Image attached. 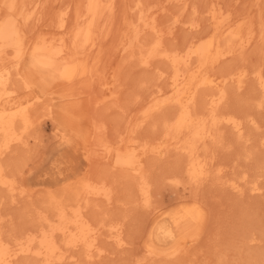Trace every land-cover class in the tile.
Masks as SVG:
<instances>
[{"label": "rangeland", "instance_id": "1", "mask_svg": "<svg viewBox=\"0 0 264 264\" xmlns=\"http://www.w3.org/2000/svg\"><path fill=\"white\" fill-rule=\"evenodd\" d=\"M26 1L27 6L38 3L35 16L26 23L25 32L31 40L46 34L62 37L60 13L70 7L73 24L76 12H82L86 2ZM137 1L102 0L94 37L97 45L83 54L101 75L92 82L81 80L77 90L75 85L62 83L48 93L53 111L39 105L26 143L15 145L4 156L3 178L16 188L13 192L0 184L4 236L17 248L27 232H37L44 215L53 216L55 198L73 208L81 205L98 235V243L91 249L94 258H88L84 246L66 245L65 255L75 258L65 264H264V90L257 80L258 71L264 74V0H140L151 7L170 49H182L189 39L204 40L212 35L216 23L211 9L217 4L230 16L231 24H242L245 34L252 26L256 34L247 49L240 50L237 44L239 49L228 57L215 54L210 60L211 74L234 77L226 84L228 96L218 108L219 115L233 113L244 123L242 133L229 123H220L215 137L199 144L198 153L208 171L199 180L189 176L187 150L165 144V122L174 117L178 107L173 103L160 109L156 106L165 96L160 94L170 91L169 79L160 74H169L171 68L161 57L146 67L139 52L155 37L154 32L145 30L139 47L125 49L134 33L130 24L139 17V11L133 9ZM191 22L199 26L192 28ZM216 40L222 49L224 36L218 33ZM209 89L199 92L198 112H208L207 95L215 91ZM74 91L78 93L73 95ZM112 92L116 97H111ZM19 93L24 96L26 92L20 88ZM62 108L68 117L59 113ZM147 110L151 111L148 117ZM146 141L160 145L163 151L146 154ZM104 144L132 156L133 166L118 167L104 158ZM141 170L150 183L149 206L140 201ZM91 177L112 184L111 201L86 194L75 198L80 183ZM183 211H190L195 218L190 233L180 238L175 218ZM119 227L123 228L124 245L114 239ZM32 258L21 256L18 263H39Z\"/></svg>", "mask_w": 264, "mask_h": 264}, {"label": "bare ground", "instance_id": "2", "mask_svg": "<svg viewBox=\"0 0 264 264\" xmlns=\"http://www.w3.org/2000/svg\"><path fill=\"white\" fill-rule=\"evenodd\" d=\"M141 1L138 0L133 6V9L139 11V17L137 22L130 24L134 33L133 37L125 44V49L134 51L135 48L139 47L137 44L145 30L154 32L155 37L147 44L140 46L139 52L141 63L145 66H150L154 58L161 57L169 63L171 68L168 70L170 71L169 74L165 75L166 72L163 73L162 71L160 74L161 77L167 76L166 78L169 79L170 91L163 93L162 90H159L157 93L162 92L160 95L164 94L165 96L159 106L154 105L159 109L171 103L178 107L171 120H164L166 121L165 144L187 150L186 152L190 156L189 176L191 180H199L208 172L207 163L198 153L199 144L208 138L213 139L220 123H229L241 133L244 123L243 120L232 116L233 113L224 117L219 115L218 108L228 96L226 84L234 77L230 75L219 77L211 74L209 71L210 60L215 54L220 57H228L239 48L245 50L254 39L256 40V34L251 28L252 26L245 34L242 24L238 26L231 24L230 16L225 11L223 12L217 4L211 9L212 17L216 23L215 32L212 35L204 40L190 41L189 39V42L182 49H170L164 42L165 30L163 31L153 12H150L151 7H147L144 4L146 2ZM186 3L188 2L186 1ZM27 4L26 0H0V184L13 192L16 191V188L3 178L5 172L4 156L8 155V152L12 151L15 145L26 143L27 133L35 124L39 105H45L43 107L47 112L53 111V103L47 102V94H51L62 83L69 86L75 85L74 88L77 90L81 82L83 83L81 80L85 79L86 82L87 78L92 82L95 77L101 75L93 63L84 59L83 54L93 51L97 45L95 42L97 38L94 37L100 22L102 0H86L84 10L79 13L76 12L73 24L70 20V7H67L59 15L58 28L62 31L63 36L57 37L46 34L35 40L27 38L25 29L26 23L29 24L35 16L38 3L31 6L29 4V7ZM190 26L197 28L199 24L198 22H191ZM218 33L225 38L222 49L217 47L216 35ZM237 44H239V48H236ZM224 47L226 49H223ZM257 80L264 90L263 72H257ZM206 87L213 88L212 90L215 91L207 95L208 112H198L195 109L197 98L201 89ZM20 88L26 92L24 96L20 95ZM77 93V91L72 92L73 95ZM111 94L112 98L116 97L115 92ZM59 113H62L65 118L69 115L64 108L60 109ZM150 114L151 111L147 110L146 116L148 117ZM96 137L98 141V135ZM147 142L143 145V151L146 154L152 151H159L160 153L163 151L160 145L158 147L151 146ZM106 148L103 156L111 159L115 166H133L132 156L118 152L114 148ZM138 175L141 179L139 183L140 195L138 194L140 201L142 200L145 206H149L151 205V188L147 179L148 175H146L145 170H141ZM22 192L24 195V191ZM114 192L112 184H109L107 180H96L91 177L80 183L75 198L86 194L111 201ZM52 203L56 204V212L53 216L44 215L40 227L37 226V232H27L23 237L24 240H19L21 236L16 238L15 242L19 240L17 248H14L10 240L4 236L3 218L0 216V264H19L21 256L33 257L34 260H39L37 264H65L68 259L75 258L74 255L69 257L65 255L63 248L66 245L80 248L84 246L86 247L85 250L89 251L88 258H94V252L92 253L91 249L97 245L98 235H95L96 229L93 227V220L88 217L84 208L80 207L81 205L73 208L70 203H57L55 198H52ZM194 218V214L190 211H183L175 218L180 238H184L190 233ZM122 235L123 228H117L114 239L120 245H124ZM102 253L103 250H100L99 257Z\"/></svg>", "mask_w": 264, "mask_h": 264}]
</instances>
